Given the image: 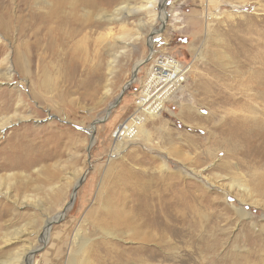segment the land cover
I'll return each mask as SVG.
<instances>
[{
    "label": "rangeland",
    "instance_id": "obj_1",
    "mask_svg": "<svg viewBox=\"0 0 264 264\" xmlns=\"http://www.w3.org/2000/svg\"><path fill=\"white\" fill-rule=\"evenodd\" d=\"M27 1L0 0V118L13 117L0 136V264L29 251L32 264H68L82 257L81 238L87 264H102L114 247L131 264H264V0H168L153 58L124 95L162 22L151 10L111 23L103 16L148 0H100L79 13L73 41L53 35L41 49ZM18 47L31 61L26 71ZM163 54L188 68L187 81L143 123V139L117 149L112 135ZM157 193L176 198L192 222L116 226L113 215L133 219ZM102 218L111 236L94 228ZM135 233L149 244L136 258Z\"/></svg>",
    "mask_w": 264,
    "mask_h": 264
},
{
    "label": "bare ground",
    "instance_id": "obj_2",
    "mask_svg": "<svg viewBox=\"0 0 264 264\" xmlns=\"http://www.w3.org/2000/svg\"><path fill=\"white\" fill-rule=\"evenodd\" d=\"M167 3H168V0H148L144 4H141V5H132L130 4V2L126 1L118 5L114 9L113 12L111 13L108 12V14L103 16V18L105 19V21L107 19L111 23V21H114V20L118 21L119 19H124L133 14H138L144 11L151 10L148 12V17L150 18V20H153V21L160 20L162 24L164 23V27H166L167 12L164 7H166ZM99 4H100V0H93V1H89V0H28L26 3V6H28L30 10L31 19H32V22L34 23V34H36L38 49H41V43L43 44L46 41H49V39L52 38L53 35H55L56 41L58 43H61L62 45L66 44V42L70 43L71 41H73L80 33L81 28L79 29L78 27L80 26V24L81 25L83 24L82 23L83 20H80L79 13H82V12L84 13L85 11H88V9L97 10V8H99L100 6ZM90 12H92V10ZM161 28L162 27H160V29ZM157 31H154L153 34L157 33ZM153 34L150 36L149 41H148L149 42L148 46L151 51L149 57L145 61L144 60L139 61L136 64L131 80L123 86L122 95H124L123 92H125V90H127V88L131 86L133 82L136 81L140 66L146 63L148 60H151L153 58V55L155 53V47H154L155 40L153 39L155 35L153 36ZM156 35H159V34H156ZM139 36H134V37L137 38ZM132 38L133 37H131L129 40L131 41ZM57 42L56 44H58ZM124 52H125V49H124ZM53 55H56V53ZM17 57H18V60L20 62V66L22 67V69H24V66H25L26 69L24 70L26 71L28 68L31 67L30 66L31 61H28L27 58L24 56V49H22V47H18ZM171 57L174 60L178 61V59H176L175 57L171 55L163 54L161 59L157 58L156 61L151 65L149 73L146 77V82L144 84V87L142 88L140 92L143 94H139L136 99V100H139L140 95H141V100L139 102V105L135 104V110L132 113V116L129 117L126 121H124L121 124V127L118 126L116 131L113 133V137L114 135L117 134L116 137H114L115 138L114 141H118L117 149L118 147L122 145V142H135V140L140 141L141 139H143V137H141L142 136L141 134L146 135L144 128H142L140 131V128L142 127L143 123L147 121L149 118H152V117H155L156 115L161 114L165 108V105L171 99V97H173L176 93H178L182 89L183 87L182 83H180L177 86L175 85L176 80H177V75H178L177 70H174L171 73L172 82H168V79H167L168 75H165L164 74L165 72L160 73V77H158V82L155 83V81L152 80L153 69L156 66V64H157L156 67H158L160 71H162V69L166 71L169 69V66L174 64L173 61H169V60L166 61V59H171ZM117 58H118V54H116L115 56H112V59L109 63L110 76H112L114 72L113 68L117 64ZM187 73H188V69H187ZM158 83H160V85L161 84L164 85L162 91L170 89V90H173L171 93H173L174 91L175 92L171 96H169L171 93L168 94L167 96L169 97L166 96L162 98L160 95L163 92L160 95H157L158 90L154 89V86H156ZM152 94H155V95L152 96ZM115 106L116 105L112 106L110 110L114 108ZM16 115L17 114H15V116ZM12 118H13L12 116H9V117L5 116V118L4 117L0 118V121H1L0 136L2 135L3 131L10 124H12L13 122ZM102 122L103 121H96L93 123L91 127V131H90L92 133L94 130L92 134V137H93L92 142L95 138L94 133L96 132V127H97L95 123L100 124ZM242 123L244 124V122ZM14 143L15 142H12V144ZM3 150H0V155L2 154ZM1 166H2V163H0V168ZM71 204H69L67 208L68 207L70 208ZM139 206H140V212L137 213V215L133 219H128L126 217L119 216L121 214L113 215L111 218L115 220L116 226L121 227V228H127V229H132V228H137V230L142 229L146 224L147 218L153 219L157 222L155 226L156 229L161 228L160 223H162V226L167 225V227L171 228L180 222H183L185 224L192 222L191 220L187 221L188 218L180 215L181 212L179 208V202L176 198L162 199L161 197H159V194H158L157 198L153 197L151 198V200H148L147 202H143ZM64 215H65L64 213L59 215L58 219L64 218ZM110 223H112L110 218H102V219H99V221L96 224H94V228L96 230L103 231L104 233H106V236L107 235L111 236V232H108L105 229L110 226ZM51 224L52 222H49L44 234L42 235V240H43V243L45 244H47L49 240ZM14 238H19V237L18 235H16V237ZM132 239L141 240L142 242V243L140 242L141 244L138 247L134 248V254L136 253L135 254L136 256L134 258L140 257L139 254L146 252L149 247V244L146 243L147 242V240H145L146 238L144 239L142 235H139V233H135ZM12 240L13 238H8L6 242L10 243ZM80 242L81 244L79 248V253H81L82 257L79 259L72 257L69 260L68 264H87L88 263V260L86 257L87 256L86 246L88 244V241L84 238H81ZM155 246L157 245L155 244ZM114 249L109 248L107 249V253L103 254L104 256L100 255V257L103 259V261L101 262L102 264H131L132 263L133 256H127V255L125 256L126 250H122L120 248H118L117 250H114ZM17 258H18L17 260L6 262L4 264H32L33 252L29 251L27 254H24L23 256L21 257L19 256ZM138 264H142V263H138Z\"/></svg>",
    "mask_w": 264,
    "mask_h": 264
},
{
    "label": "built area",
    "instance_id": "obj_3",
    "mask_svg": "<svg viewBox=\"0 0 264 264\" xmlns=\"http://www.w3.org/2000/svg\"><path fill=\"white\" fill-rule=\"evenodd\" d=\"M158 58H162V55L160 56H158ZM173 61L174 62V64H172L171 66H169V69L168 70H166V71H164L163 69H162V71H160L159 70V68L158 67H156L157 66V64H156V66L154 67V69H153V76H152V80H154L155 81V83L156 82H158V77H160V73H163V72H165L164 74L165 75H168V82H172V75H171V73H172V71H174V70H177L178 71V75H177V80H176V83H175V85L177 86V85H179L180 83H182V86L186 83V81H187V67H185L179 60L178 61H176V60H174L172 57H171V59H166V61ZM159 62H160V60H159ZM161 68V67H160ZM155 85V84H154ZM163 87H164V85L163 84H161L160 85V83H158L156 86H154V89H156V90H158V93H157V95H160L162 92V94L160 95L162 98L163 97H166L168 94H170L173 90H170V89H168V90H165V91H162V89H163ZM175 92V91H174ZM173 92V93H174ZM173 93H171L169 96H171ZM140 94H143V93H140ZM155 94H152V96H154ZM169 96H167V97H169ZM140 100H141V95H140V98H139V100H136L135 101V104L136 105H139V102H140ZM152 102V101H151ZM132 116V114L130 115V117ZM120 127H121V125H119ZM117 135V134H116ZM116 135H114V137H116ZM113 137V135H112V139L114 140L115 138Z\"/></svg>",
    "mask_w": 264,
    "mask_h": 264
},
{
    "label": "water",
    "instance_id": "obj_4",
    "mask_svg": "<svg viewBox=\"0 0 264 264\" xmlns=\"http://www.w3.org/2000/svg\"><path fill=\"white\" fill-rule=\"evenodd\" d=\"M164 23L162 24V28L159 30V31H157V33H155V34H153V36L154 35H156V34H161L163 31H164ZM136 72V71H135ZM124 93V92H123ZM121 99V98H120ZM119 102V101H118ZM118 102H116L115 103V105H117L118 104ZM95 125H98V123H95ZM92 139H93V137H92ZM74 196H75V194H74ZM73 200H74V197L72 198V200H71V203L73 202Z\"/></svg>",
    "mask_w": 264,
    "mask_h": 264
}]
</instances>
